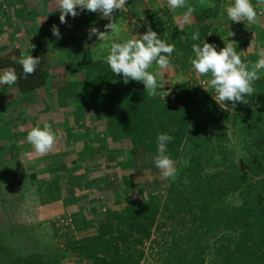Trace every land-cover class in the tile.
<instances>
[{
  "label": "rangeland",
  "instance_id": "rangeland-1",
  "mask_svg": "<svg viewBox=\"0 0 264 264\" xmlns=\"http://www.w3.org/2000/svg\"><path fill=\"white\" fill-rule=\"evenodd\" d=\"M221 1L210 0L216 5L215 8L210 9V12L204 7L201 10V15L204 18L206 16L209 18L206 27L205 24L197 25L196 28L195 25L192 27L188 25L180 32L178 30L180 35L177 39L185 41V37H191L196 31L199 32L200 39L198 42H184V45L181 44L182 47H178L171 54L167 72L164 76L157 78V92L159 93L157 97L167 101L170 105L180 106L182 101L181 97L177 96L178 94L185 93V91H189L191 94L201 92L203 99L188 107L191 111L188 124L190 127H194L196 124L199 131H203L206 137H209H207L209 145V141L217 145L216 137L220 136L219 141H222V146L217 147L212 158L209 157L207 162L203 163L204 159L201 157H206L209 154L206 147H202V144L195 146L194 140L183 141L184 143L179 146L176 155L170 156L175 162L177 175L174 179L165 180L160 177V171L154 164L153 158L156 154L145 150L137 139L130 138L120 141L116 140V137L113 138V134H115L113 131L119 124L113 122L112 125L104 126L101 115L95 113V106L87 107L85 110L86 121L84 120L82 123L83 128H87L89 131L88 137H93L95 140L92 141L93 143H86L89 148L86 146L84 149L79 148L81 144L77 140L80 137L77 135L81 133V130L77 132L76 136H68V139H64L65 129H69L70 123L61 118L62 110L59 108L62 106L57 105L52 96L55 94L56 87L68 78L63 71L61 58L64 57L66 47H81L90 53L93 60H98L97 57L105 60L104 56L107 55V48L111 43L124 42L133 35L144 33L143 29L139 27L141 19L138 25L136 22L131 25L129 24V15L125 14V9H118L119 12L114 11L112 17H102L101 19L99 11L91 12L77 8L78 15L75 17L66 15L67 22L62 24L59 20L60 12L56 9V0H50V2L48 0H0V55L11 52L12 49L21 55L29 49V43H34L40 46L46 69V79L43 84L27 92H19L14 85H0V88L5 91L0 93L2 94L0 98V144H3L0 148H7L8 151L10 147V153H7L6 156L11 155L9 160L0 164V229L3 228L2 224L7 221L24 224L22 233L25 237V247L20 249L21 254L35 249L44 257V264H89L90 259L81 254L80 245L89 242V239L83 240V238L95 233V224L99 221L102 222L103 219L106 221V217L109 216L107 234L113 235L125 229L124 222L120 220V213H123L125 206L135 203L147 209L151 204L157 203L159 208L156 214V224L158 226L156 225V228L152 226L149 237L143 238L142 242L137 245L142 251L137 264H170L168 257L171 258V256L167 246L174 239L178 242L182 241V237L185 234L188 235L189 231L179 223L181 219L177 213H174V218L167 216L164 218L161 214L162 210L168 215L170 203L177 197L173 187H177L179 181L185 180L184 175L187 172L185 168L187 166L192 168L191 165L194 166L195 161L200 162L203 173L209 174L213 171L215 164L212 161L220 154L228 153V145L232 149L233 160L238 163L239 157L245 156L246 152V148L242 146V139H251V135L244 132L242 127L250 124V116L259 112L264 101V77H262L264 70H260V78L253 82L255 93L246 97L248 103L237 102L233 107L231 101L217 104L213 99L216 95L214 89L208 87L206 83H202V81L206 82L210 79V75L198 76L191 65V59L195 58L192 44H202L203 40L215 44L217 51L224 47L225 43L234 40L236 50L241 51V58L245 62H255L259 58L258 50L264 48V4L259 3L258 0H251L258 13L259 23L249 24L246 20L244 22L230 21L227 17L226 7L233 0ZM110 20L117 23L119 31L110 33L108 40L99 41L95 35H90L87 24L91 23L98 30L105 31L104 26ZM121 23L132 31L129 34H124V30L120 28ZM53 25L59 29V39L51 31ZM160 29L162 28H159L158 25L153 28L161 39L173 37L171 31L173 26L166 28L167 35L164 32L160 34ZM163 29L165 30V27ZM204 30L205 35L202 33ZM168 31H170V36H168ZM229 31L234 32L235 36L227 37ZM175 37L176 35L173 37L174 41ZM179 53H183V55ZM7 68L0 67V72ZM155 69L156 65L153 64L149 71ZM73 78L79 79L80 77ZM177 80L184 82H176ZM166 93L168 94L166 95ZM164 95L166 96L163 98ZM55 96L58 98L56 94ZM217 113L223 115L221 121H218ZM42 121H47L52 125L53 131L56 133V143L47 155L40 157L27 143L26 137L27 131L32 127L37 125L42 127ZM98 121L102 126H95ZM21 127L24 128V131L20 130ZM192 133H195L197 137V131L193 130ZM100 137H104L107 144L103 140H98ZM110 146L124 150L121 154L107 155L111 151L114 152L109 148ZM204 147L205 149H203ZM55 148H58L60 152L64 151V154L67 155L77 156L83 153L87 160L102 164L100 166L102 172L113 173L112 169L105 170L106 167L103 169L105 166L103 163H108L109 157L116 158L118 162L125 161L121 169H115L119 172L120 170L124 171L121 175L122 177L127 175V178L122 180L123 185L120 183L118 187H115L114 178L108 180L106 185H101L99 183L101 178L107 175L102 173L98 176L100 181L94 187L95 189L83 192L86 198L94 196L98 200H95L94 203L88 202L87 217H83L85 220L79 217H75L73 220V209L69 208L70 211H68L66 202L63 205L65 209L62 210L57 209L60 207H54L52 211L43 205L48 199H51H47V194H49L47 189L55 185L52 179L46 178L49 176L47 173L49 171L44 172V170L46 166L49 169V165L53 167L55 164H59L62 159L60 154L53 151ZM199 155L200 158H198ZM190 157L193 159L190 160ZM218 166L219 164L216 168ZM30 172L35 175L31 176ZM259 174L262 175V173ZM62 183L66 188L65 180ZM171 186L173 187L171 188ZM19 188L21 189L19 190ZM18 191L21 192L18 193ZM77 195L75 196L77 197ZM227 199L237 202L236 192L227 193ZM37 202L39 203L38 207L36 206ZM54 211L59 213H53ZM3 213L6 217L3 216ZM208 256L205 254V257ZM20 260V255L16 252H5L0 262L1 264H17Z\"/></svg>",
  "mask_w": 264,
  "mask_h": 264
},
{
  "label": "trees",
  "instance_id": "trees-1",
  "mask_svg": "<svg viewBox=\"0 0 264 264\" xmlns=\"http://www.w3.org/2000/svg\"><path fill=\"white\" fill-rule=\"evenodd\" d=\"M192 3L195 7V22L199 26L205 24L206 27L209 18L206 16L208 19H205L201 15L203 6ZM210 9L212 8H207V11L210 12ZM155 24L157 25V22ZM205 30L202 32L204 35ZM171 31L173 37L176 35L175 41L173 37H166L165 41L174 44L175 49L182 47L184 42L194 41L192 36L185 37V41L177 39L180 35L178 30ZM163 32L164 29L159 30L160 34ZM164 33L167 35V32ZM28 47L30 55L40 58V64L37 65L34 74L26 78L22 66L12 60L13 56L20 57L16 50L11 48V52L0 55V67L15 69L19 79L14 86L21 93L43 84L46 79L40 46L35 45L30 49L29 44ZM65 50L64 57H61L62 68L68 78L56 87L54 93L58 98L52 93L56 104L62 106L59 108L62 110L61 118L70 123L71 128L65 129L64 139L76 136L81 130L77 135L80 137L77 140L81 144L79 148L84 149L85 146L89 148L86 143H93L95 140L88 137L89 131L83 128L82 123L87 117L85 114L87 107L95 106V113L101 115L104 126L112 125L113 122L119 124L113 131L115 132L113 138L116 137V140L120 141L137 139L145 150L154 154H157V136L165 132L172 137L167 144L169 156L176 155L179 146L185 140H194L195 146L202 144L209 152L206 157L198 156L206 163L208 158L213 156L214 150L222 146L220 136L216 137L217 145L212 141H209V145L208 136L206 137L203 131L200 132L196 124L194 127L188 124L191 114L188 107L203 99L201 92L191 94L185 91L178 94L182 105L173 106L157 96L149 97L142 81L130 79L125 84L121 75L111 72L105 60H93L87 50L74 46H68ZM72 73L79 74L71 75ZM75 76L80 78L74 79ZM3 92L5 91L0 88V93ZM1 96L2 94L0 98ZM222 116L221 113H217L218 121H221ZM98 122L95 126H102L100 121ZM193 130L197 131V137L192 133ZM242 130L251 135V139H242V146L246 148V152L245 156L239 157L238 163L233 160L232 149L228 145V153L220 154L212 161L215 167L209 174L203 173L202 165L195 161L194 166L191 165L192 168L189 166L185 168L187 171L184 175L185 180L179 181L177 187L171 186L177 197L171 201L168 215L162 210L161 214L164 218L166 216L174 218V213H177L181 219L179 223L189 231L188 235L182 237V241L174 239L167 246L171 256L168 257L170 264H264V101L259 112L250 116V124L242 127ZM98 140H103L107 144L104 137ZM1 146L3 144H0ZM109 148L116 154H121L124 150L115 146ZM7 153H10V147L8 151L7 148H0V164L10 159L11 155L6 156ZM191 159L193 158L190 157ZM217 164L219 166L216 168ZM30 175L35 174L30 172ZM53 189L54 186L47 189L49 193L47 199L53 198ZM229 192H236L237 202L227 199ZM87 208L83 206L77 213H72L73 220L75 217L85 220L83 217H87ZM158 208L157 203L151 204L147 209L140 207L139 204L130 203L125 206L123 213H120V220L124 222L125 229L113 235L107 234L110 220L107 216L106 221L103 219L102 222L95 224L94 234L83 238L89 239V242L80 245L81 254L90 259L89 264H137L142 253L137 245L143 238L149 237L152 226L156 228ZM3 216L6 217L4 213ZM2 226L0 260L5 252H16L21 259L17 264L45 263L44 257L35 249L21 254L20 249L25 247L23 223L7 221ZM205 254L209 256L205 257Z\"/></svg>",
  "mask_w": 264,
  "mask_h": 264
},
{
  "label": "clouds",
  "instance_id": "clouds-1",
  "mask_svg": "<svg viewBox=\"0 0 264 264\" xmlns=\"http://www.w3.org/2000/svg\"><path fill=\"white\" fill-rule=\"evenodd\" d=\"M258 2L264 4V0H258ZM199 3L207 8L216 7L210 0H199ZM56 4V9L60 12L59 20L63 24L67 22L66 15L73 17L78 15L77 8L91 12L99 11L102 17L110 18L114 10L125 9L126 0H56ZM167 4L172 11L186 9L182 14L185 23L190 20L195 11L193 6L187 4V0H167ZM226 13L232 22L246 20L249 24L259 23L258 13L251 0H233L226 7ZM104 27L105 31H100L96 27L90 28V35H95L99 41H106L110 38V33L119 31V26L112 20ZM51 31L54 36L60 38V32L56 25L52 26ZM228 36H235V33L229 31ZM192 39L194 41L200 39L198 31L192 34ZM34 47L35 45L30 44V49ZM174 51V44L167 43L160 38L157 32L152 30L151 26H147V30L143 34L133 35L124 42L111 43L104 59L111 72L121 75L125 84L130 79L142 81L148 96L154 98L159 95L157 78L164 76L167 72L170 57ZM192 51L195 58L191 59V65L198 76L210 75V79L206 82L202 81V83H206L208 87L214 89L216 95L213 99L217 104L231 101L234 107L237 102L248 103L246 97L255 93L253 82L260 78V70H264V48L258 50L259 58L255 62L242 60L241 51L236 50L234 40L225 43V46L219 51L215 44L203 40L202 44L193 43ZM179 54L183 55V53ZM12 60L22 66L25 78L34 74L37 65L40 64V58L30 55L27 50L19 58L13 56ZM153 64L156 65V69L149 71ZM18 79L14 68H7L0 72V85H14ZM176 82L184 81L177 80ZM205 90L208 91L207 88ZM20 130L24 131V128L21 127ZM171 139L172 137L166 132L158 134L157 154L153 158L156 168L160 171V177L165 180L174 179L177 175L175 162L167 154V144ZM26 140L33 147L37 156L42 157L53 149L56 143V133L50 123L42 121V127L37 125L27 131Z\"/></svg>",
  "mask_w": 264,
  "mask_h": 264
},
{
  "label": "crops",
  "instance_id": "crops-1",
  "mask_svg": "<svg viewBox=\"0 0 264 264\" xmlns=\"http://www.w3.org/2000/svg\"><path fill=\"white\" fill-rule=\"evenodd\" d=\"M48 2H50V0H48ZM192 2L196 4L199 2V0H187V4L194 7V4ZM199 6L201 5L199 4ZM114 11L117 12L118 10H114ZM125 11H126L125 14L129 15V20H130L129 24L132 25L134 22H136V25H138V22L141 19L139 27H141V29H143L144 32L145 30H147V26H151V28H153L156 25L155 24L156 22L159 28L163 29V27H165L164 32H166L167 27L171 28L173 26L172 30H179L180 32L182 28L187 27L188 25L189 27H192L195 25V28L198 25L195 22V17H194L195 12L192 13L190 20L187 23H185L183 22L182 14L183 12L186 11V9H177L176 11H172L170 10L167 4V0H126ZM99 16L102 19L101 13L99 14ZM118 21L119 20H117V22ZM91 26H92L91 23L87 24V27H89V30ZM120 28L124 30V34H129L132 31L129 27L127 29V27L124 26L123 23H121ZM53 151H55V153L57 152V154H60L62 159L60 158L61 161L59 164H55V166L53 167L49 165L50 166L49 169L46 166L44 170V172L45 171L50 172V173L47 172L49 176L46 178L52 179L55 182L54 189L52 191L53 198L48 199L47 202L43 204L44 207H46L47 209H51L52 211L54 210V207L56 208L60 207V208H57L60 210L65 209V206L63 205H65L64 203L66 202L67 208H68L67 210L70 211L69 208H72L73 209L72 212L77 213V211H79V209L82 208L83 206L88 207V204H89L88 202L91 201V203H94L93 201L96 199V197L92 196L91 198H86L83 192L86 190H91L92 188L94 190L95 189L94 187L100 181L99 180L100 177L98 176L102 175V173L103 175L106 174L107 176H104L101 178V182H99L101 183V185H106L108 180L114 178L115 187H118L120 183L123 185L122 180H124L125 177L127 178V175L123 177L121 175L124 173V171H121V170L120 172L118 171L119 169H121V166L125 164V161L123 162L122 160H120L118 162L116 158L109 157L108 163L102 162L103 165H105L103 166V169L105 167H106L105 170L112 169L113 173L109 171L102 172L100 169V166L102 164L99 165L98 163L87 160L86 157H84L83 153H81V155L75 156L73 154L72 155L64 154V151L60 152L58 148H55ZM112 153L114 152L111 151L107 153V155H111ZM85 155L87 156L88 154H85ZM81 156L83 159L81 158ZM116 157L120 159V157H118L117 155ZM73 167L75 169H72ZM115 168H118V170ZM64 180H65L66 188L63 187L62 182ZM104 180H105V183H104ZM117 181H119V183H117ZM20 189L21 188H19V190ZM19 192L21 191H18V193ZM93 193L95 192L93 191ZM75 195H77V197ZM38 204L39 203L37 202V205H36L37 207H38ZM61 212L63 213L64 211H61ZM53 213H59V212L54 211Z\"/></svg>",
  "mask_w": 264,
  "mask_h": 264
}]
</instances>
